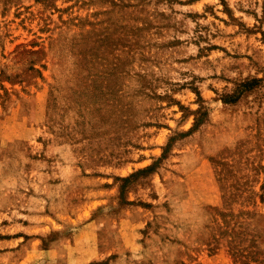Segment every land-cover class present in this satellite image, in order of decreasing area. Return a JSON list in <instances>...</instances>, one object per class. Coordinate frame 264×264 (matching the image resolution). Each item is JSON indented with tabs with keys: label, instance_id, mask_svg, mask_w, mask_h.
<instances>
[{
	"label": "rangeland",
	"instance_id": "obj_1",
	"mask_svg": "<svg viewBox=\"0 0 264 264\" xmlns=\"http://www.w3.org/2000/svg\"><path fill=\"white\" fill-rule=\"evenodd\" d=\"M81 262L264 264V0H0V264Z\"/></svg>",
	"mask_w": 264,
	"mask_h": 264
},
{
	"label": "crops",
	"instance_id": "obj_2",
	"mask_svg": "<svg viewBox=\"0 0 264 264\" xmlns=\"http://www.w3.org/2000/svg\"><path fill=\"white\" fill-rule=\"evenodd\" d=\"M167 156V155H166ZM167 157H162L160 162L163 163L164 160L166 159ZM153 159V158H152ZM126 162V161H125ZM141 168V167H140ZM139 167L138 168H135L133 171H136L138 169H140ZM159 168V165L156 166V168L150 172H147V173H144L143 175H140L136 178H133V190L136 189V187L139 185V184H142L143 182L147 181L146 178L148 177H151L153 176L154 174L158 173V169ZM150 179V178H149ZM128 204V203H127ZM127 204H123L121 205V207L117 208V211L116 209L114 211H112L113 214L115 213H119V209H122V212H120L119 217H117L116 219H114V222H115V225H118V226H115V227H118L119 229V232H120V224L118 222H120L121 218H125V220L127 219L129 221V230H125V234H127L126 236L129 237L130 233H131V228L132 226L136 227V226H144V225H147L148 226V223L152 217V212L153 209H154V205L152 204V202L150 201H147V200H137V201H134L133 200V215L135 214V212H137V215H136V218H131L127 215V210H129V205ZM150 213V215H149ZM94 221H97L94 217H90L89 219L86 220V222L83 224V227L80 228V232H85L86 229L88 228V226L92 223H94ZM97 225H102V223L104 222L106 224V219L103 220V221H97ZM120 226V228H119ZM117 229V230H118ZM129 232V233H128ZM142 237H143V241H144V238L148 237V233H144L142 230ZM90 233V232H89ZM66 234V233H65ZM71 236L73 238H75V232L74 231H71L70 232ZM26 238V242L24 244H28L31 240L33 242L37 241L38 240V237L36 234H33V236H25ZM133 239H136L135 236H133ZM67 240L69 241V245H70V238L67 237ZM134 241V240H133ZM36 243V242H35ZM72 244V243H71ZM69 245L65 248V250L61 249L60 251L62 253H65L66 255H70L72 251V249L69 248ZM128 247H124L122 245H120L119 247H116V246H111L109 249H103L101 247H97V245H93L92 246V243H89L88 247L86 249H83V252L80 253V255L78 256H90V250L93 252V256H97V257H112V258H115L117 259L118 256H122L123 254L126 255V251H129ZM35 251H36V248H35ZM35 251L33 253H31L32 255L35 253ZM59 251V252H60ZM87 251V252H86ZM131 253V251H130ZM29 252L26 253V255H31ZM85 261V260H83ZM82 261V262H83ZM81 262V263H82ZM80 263V264H81ZM83 264V263H82Z\"/></svg>",
	"mask_w": 264,
	"mask_h": 264
},
{
	"label": "trees",
	"instance_id": "obj_3",
	"mask_svg": "<svg viewBox=\"0 0 264 264\" xmlns=\"http://www.w3.org/2000/svg\"><path fill=\"white\" fill-rule=\"evenodd\" d=\"M168 144V143H167ZM167 148V147H166ZM165 148V146H164V148H163V153H162V155L160 156V159H159V161L161 160V158L162 157H166V149ZM156 167H153V164L150 166V165H148V166H146V167H143V168H141V169H138V170H136V171H134L133 172V178H136V177H138V176H140V175H143L144 173H147V172H150V171H152V170H154ZM141 174H140V173Z\"/></svg>",
	"mask_w": 264,
	"mask_h": 264
}]
</instances>
